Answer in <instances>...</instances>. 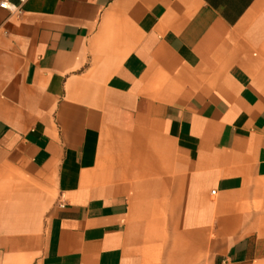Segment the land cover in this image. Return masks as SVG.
<instances>
[{"label": "crops", "instance_id": "0c3cea01", "mask_svg": "<svg viewBox=\"0 0 264 264\" xmlns=\"http://www.w3.org/2000/svg\"><path fill=\"white\" fill-rule=\"evenodd\" d=\"M0 264H264V0H0Z\"/></svg>", "mask_w": 264, "mask_h": 264}, {"label": "built area", "instance_id": "2783aa9c", "mask_svg": "<svg viewBox=\"0 0 264 264\" xmlns=\"http://www.w3.org/2000/svg\"><path fill=\"white\" fill-rule=\"evenodd\" d=\"M3 5H7V7H5V8H12V6L6 1L0 2V6L4 7Z\"/></svg>", "mask_w": 264, "mask_h": 264}, {"label": "snow or ice", "instance_id": "6c2138e0", "mask_svg": "<svg viewBox=\"0 0 264 264\" xmlns=\"http://www.w3.org/2000/svg\"><path fill=\"white\" fill-rule=\"evenodd\" d=\"M4 7H7V5H3Z\"/></svg>", "mask_w": 264, "mask_h": 264}]
</instances>
